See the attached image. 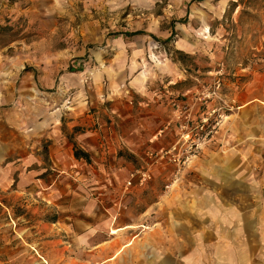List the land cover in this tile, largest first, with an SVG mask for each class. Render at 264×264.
Here are the masks:
<instances>
[{
    "label": "rangeland",
    "instance_id": "374dc122",
    "mask_svg": "<svg viewBox=\"0 0 264 264\" xmlns=\"http://www.w3.org/2000/svg\"><path fill=\"white\" fill-rule=\"evenodd\" d=\"M134 31L142 33L128 35ZM43 75L57 77L46 94L37 91ZM0 88V106L18 107L21 120L27 106L53 107L54 96L65 118L73 91L75 103L86 101L87 112L101 119L91 126L95 137L114 140L142 124L140 132L148 133H129L141 143L137 153L108 143L104 161L95 158L93 180H80L77 198L66 193L62 207L46 194L29 195L28 206L20 193L12 208L1 197L0 223L15 216L20 236L0 238V251L2 245L5 253L6 246L17 247L14 255L21 259L23 234L39 229L48 234L41 241L56 242L52 264H101V246L91 251V261L81 254L84 242L102 244L121 219L137 222V237L120 264H150L166 246L172 201L179 214L182 201L197 192L199 171L213 170L209 157L264 134V0H0ZM116 113L125 115L123 122ZM150 113L151 121L143 116ZM186 137L200 146L174 177L171 157L188 149ZM40 151L47 155L46 145ZM137 170L148 175L141 183L137 172L130 175ZM116 213L119 218L107 225L105 216ZM89 221L95 238L77 244L71 233L88 231ZM75 245L76 254L62 249Z\"/></svg>",
    "mask_w": 264,
    "mask_h": 264
},
{
    "label": "crops",
    "instance_id": "0c3cea01",
    "mask_svg": "<svg viewBox=\"0 0 264 264\" xmlns=\"http://www.w3.org/2000/svg\"><path fill=\"white\" fill-rule=\"evenodd\" d=\"M56 81V75L54 79L47 75L41 76L40 83L44 87L37 91L46 94L51 86L58 85ZM30 89L37 95L36 88ZM70 93L72 105L65 118L62 117V101L56 96L53 107L45 106L35 111L32 106H27L22 113L23 120L17 112L18 107L16 110L0 106V193H5L4 196L0 194V198H4L2 200H5L4 204L7 207L14 206L20 199V193L24 194V202L28 206L32 203V197L29 195L39 193V197L46 194L55 206L62 207L60 199L67 195L66 193L71 194V200L77 198L80 180H93L95 158L104 161L101 155L105 154L104 149L108 143L117 148H126L133 153L139 152L137 148L141 143L131 140L129 133L134 135L136 132L145 136L146 132L143 134L140 132L141 128H146L144 124L141 127L128 128L126 133H121L114 140L106 136H102L104 140H101L95 137V130L91 129L95 120L101 119H96L94 114L87 112L89 107L88 104L85 105L86 101L81 102V105L75 103L78 95L73 91ZM116 115L120 116L122 122L124 121L125 115L121 113ZM143 116L151 121L154 114ZM110 118L113 116L110 115ZM149 135H152L151 132ZM260 137L262 139H254ZM239 141L242 142L241 146H238ZM239 141L228 148L226 153H223L222 146L220 153L215 151L214 156L209 157L215 160L213 170L210 167L199 171V184L197 189H193L197 192L191 191L188 201H182L179 214L175 212V206L179 203L172 201L173 216L168 217L166 246L160 252L156 250L150 264H264V201L260 195V187L264 182V134L252 135ZM43 144L47 147L45 156L40 151ZM257 144H261L262 147L258 148ZM253 145L262 153L252 151ZM74 148L85 152L89 160L76 158ZM257 155L259 158L256 161ZM254 165L258 171L253 170ZM48 169L52 172L41 177ZM13 217L9 215L8 219L4 218L5 222L0 223L7 226L0 229V238L15 239V233L20 236L14 230ZM105 218L108 225L114 223L119 216L116 213ZM120 221L117 227L110 226L102 244L95 245L94 242H90V245L88 241L84 242L87 252L85 254L82 251L81 254L93 261L95 253L91 251L101 246L103 257L101 264H112L113 261L120 264L122 255L130 250L137 237L132 230L137 227V222L121 219ZM89 222L92 226L88 231L71 233L77 244L80 240L95 238L94 222ZM23 235L24 241L35 242L25 241L23 242L25 246L18 247L24 255L21 259L14 255L17 247L6 246L5 253L2 252L4 251L2 245L0 251L2 263L44 264L42 262L45 260V264H52L51 257L54 255L56 242L53 240L47 242V238L41 241L39 238L48 234L42 233L39 229ZM154 235L160 239L159 233ZM111 242L114 243L111 245ZM157 245L160 246L159 243ZM77 248L75 245L65 251V247L62 246L64 252L69 255L78 253ZM33 249L34 251H31Z\"/></svg>",
    "mask_w": 264,
    "mask_h": 264
},
{
    "label": "built area",
    "instance_id": "2783aa9c",
    "mask_svg": "<svg viewBox=\"0 0 264 264\" xmlns=\"http://www.w3.org/2000/svg\"><path fill=\"white\" fill-rule=\"evenodd\" d=\"M184 141L189 144L188 145V149H186L185 152L182 153L179 156H175V154H173V156L171 157V159L173 160V162H175V165H176L174 177H176L179 174L180 169H181V165L185 164L192 157L195 156L196 150L200 146V144L196 143L194 140L188 141V138L187 137L184 139ZM167 152H170V151H166V152H164V154H166ZM162 156H163V154H162ZM136 172L140 175V177H139V182L140 183L143 180H145L146 177H148L147 172H145V171H139V170H137L135 172H132L130 175L133 177ZM129 183H130V181H128V184ZM260 195H261L262 201H264V182H262L261 187H260Z\"/></svg>",
    "mask_w": 264,
    "mask_h": 264
},
{
    "label": "trees",
    "instance_id": "16d2710c",
    "mask_svg": "<svg viewBox=\"0 0 264 264\" xmlns=\"http://www.w3.org/2000/svg\"><path fill=\"white\" fill-rule=\"evenodd\" d=\"M140 33H142V32L141 31H134V32H129L128 35L129 36H133V35H137V34H140ZM74 156L76 158H84L86 161L89 160L88 155L85 152H83V151H81L80 149H77V148H74Z\"/></svg>",
    "mask_w": 264,
    "mask_h": 264
}]
</instances>
